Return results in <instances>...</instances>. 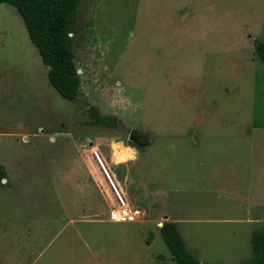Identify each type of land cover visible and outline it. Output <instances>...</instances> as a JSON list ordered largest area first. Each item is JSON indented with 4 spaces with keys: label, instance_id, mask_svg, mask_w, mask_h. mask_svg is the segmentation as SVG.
Instances as JSON below:
<instances>
[{
    "label": "rangeland",
    "instance_id": "1",
    "mask_svg": "<svg viewBox=\"0 0 264 264\" xmlns=\"http://www.w3.org/2000/svg\"><path fill=\"white\" fill-rule=\"evenodd\" d=\"M70 35L75 101L0 2V264H176L168 219L201 261L251 258L264 0H81ZM91 105L117 127L94 123ZM121 200L140 214L119 219Z\"/></svg>",
    "mask_w": 264,
    "mask_h": 264
},
{
    "label": "trees",
    "instance_id": "2",
    "mask_svg": "<svg viewBox=\"0 0 264 264\" xmlns=\"http://www.w3.org/2000/svg\"><path fill=\"white\" fill-rule=\"evenodd\" d=\"M13 5L22 16L29 37L38 48L44 64L49 66L51 85L64 98L75 101L81 92V76L75 60L74 31L76 13L81 0H0ZM255 53L264 63V40H255ZM90 116L96 124L117 127L118 119L100 114L89 106ZM6 171L0 164V184ZM160 234L171 251L176 264H211L201 261L191 251L175 221H164ZM253 256L241 264H264V222L251 235Z\"/></svg>",
    "mask_w": 264,
    "mask_h": 264
},
{
    "label": "built area",
    "instance_id": "3",
    "mask_svg": "<svg viewBox=\"0 0 264 264\" xmlns=\"http://www.w3.org/2000/svg\"><path fill=\"white\" fill-rule=\"evenodd\" d=\"M120 210L118 211V218L121 220L135 218L137 215L140 214V209H132L129 206L124 204V201L121 200ZM125 205V206H124ZM116 216V215H115Z\"/></svg>",
    "mask_w": 264,
    "mask_h": 264
},
{
    "label": "crops",
    "instance_id": "4",
    "mask_svg": "<svg viewBox=\"0 0 264 264\" xmlns=\"http://www.w3.org/2000/svg\"><path fill=\"white\" fill-rule=\"evenodd\" d=\"M128 160H129V161H128ZM128 160H127V161H120V163H121V164H125V162H126V163H129V162H131L132 159H128ZM104 165H105V164H104ZM119 184H120V182H119ZM122 184H123V183H122ZM122 184H121V186H122ZM167 221H172V220H169V219H168ZM263 222H264V221H262V223H263ZM258 228H259V227H258Z\"/></svg>",
    "mask_w": 264,
    "mask_h": 264
},
{
    "label": "water",
    "instance_id": "5",
    "mask_svg": "<svg viewBox=\"0 0 264 264\" xmlns=\"http://www.w3.org/2000/svg\"><path fill=\"white\" fill-rule=\"evenodd\" d=\"M3 179H5V178H3Z\"/></svg>",
    "mask_w": 264,
    "mask_h": 264
}]
</instances>
